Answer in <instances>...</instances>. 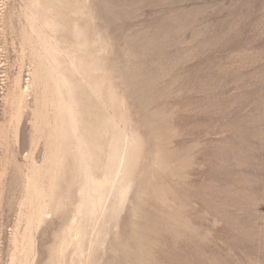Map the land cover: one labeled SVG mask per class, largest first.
<instances>
[{
    "label": "rangeland",
    "instance_id": "obj_1",
    "mask_svg": "<svg viewBox=\"0 0 264 264\" xmlns=\"http://www.w3.org/2000/svg\"><path fill=\"white\" fill-rule=\"evenodd\" d=\"M0 264H264V0H0Z\"/></svg>",
    "mask_w": 264,
    "mask_h": 264
},
{
    "label": "bare ground",
    "instance_id": "obj_2",
    "mask_svg": "<svg viewBox=\"0 0 264 264\" xmlns=\"http://www.w3.org/2000/svg\"><path fill=\"white\" fill-rule=\"evenodd\" d=\"M53 69V68H52ZM56 74H58V73H56ZM62 80V79H61ZM17 82V81H16ZM60 82V81H59ZM66 82V81H65ZM16 84V83H15ZM25 88H27V87H25ZM24 90H26V89H24ZM20 101V100H19ZM13 107V106H12ZM19 111V110H18ZM71 113V112H70ZM18 115H19V113H18ZM45 213V212H44ZM31 226V225H30ZM19 233V232H18ZM78 237V236H77Z\"/></svg>",
    "mask_w": 264,
    "mask_h": 264
}]
</instances>
